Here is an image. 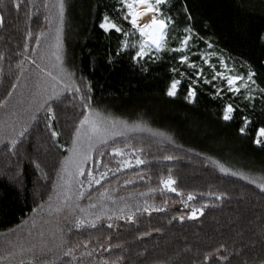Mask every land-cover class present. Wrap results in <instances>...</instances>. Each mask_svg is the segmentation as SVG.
Here are the masks:
<instances>
[{
  "label": "trees",
  "instance_id": "trees-1",
  "mask_svg": "<svg viewBox=\"0 0 264 264\" xmlns=\"http://www.w3.org/2000/svg\"><path fill=\"white\" fill-rule=\"evenodd\" d=\"M19 3L18 10L12 0L0 5L4 17L0 23V101L5 102L13 91L35 37L44 33L42 40L60 28L68 68L82 93L87 91L83 85L90 83L92 107L130 126L128 137L97 146L90 161L93 166L100 157L102 171L109 169L96 186L108 191L118 185V191L127 195L94 227L84 226L77 238L106 248V264H264V189L259 186L264 183V146L252 142L251 131L264 123V99L259 91L253 92L249 102L242 89L233 95L224 83H205L179 61V53L164 51L160 59L145 58L140 64L131 60L132 50L118 54L124 37L99 27L107 12L121 27L131 28L119 19L117 0H64L62 26L58 0ZM169 4L176 21L171 35L182 36V29L197 20V33L204 39L190 43L197 49L211 44L242 76L246 77L251 65L254 79L264 87V0H169ZM185 4L191 21L183 13ZM171 35L169 45L174 47L177 41ZM173 78L182 83L178 95L170 97L166 88ZM189 84L197 90L194 102L184 98ZM214 85L224 89V94L215 97ZM80 94L73 88L48 101L52 112L42 107L15 147L10 141L0 144V232L15 228L48 201L82 118ZM225 103L249 105L245 114L255 124L248 135L238 132L239 113L230 122L221 119ZM122 145L135 161L127 169L114 171L119 154L113 149ZM169 156L173 159H165ZM220 165L230 171H221ZM169 175L176 192L160 182ZM188 193L193 194L192 200ZM92 194L91 189L88 196ZM201 207L203 213L189 216L193 208ZM221 244L224 249H219ZM205 254L212 257L210 262L204 261Z\"/></svg>",
  "mask_w": 264,
  "mask_h": 264
},
{
  "label": "rangeland",
  "instance_id": "rangeland-1",
  "mask_svg": "<svg viewBox=\"0 0 264 264\" xmlns=\"http://www.w3.org/2000/svg\"><path fill=\"white\" fill-rule=\"evenodd\" d=\"M147 19V17L143 18L142 22H146ZM193 26L195 31L198 32L199 25L197 20ZM137 35L139 36V33ZM130 39L135 41V35L130 36ZM56 44L57 33L45 36V38L40 40L39 45L36 43L29 49L16 87L11 92V96L0 107V140L3 142L17 139L22 130L28 129L34 119L33 117H36L42 105H46L48 101L69 91L65 88V85L71 84L68 79V74L71 73V70H69L66 61V40L61 33L59 36V49L56 48ZM208 45L204 49H197L195 44L192 45L190 43V51L187 54L190 61H194L197 64V68H190L189 70L191 72L194 71L196 76V72L203 69L200 77L207 80H212L213 75L217 72H223L225 75L237 74L225 56L213 46L209 47ZM54 51L59 52L62 57V63L51 55ZM204 52L216 53L208 57L210 63L215 65V68L203 62L201 53ZM194 56L198 57L195 58ZM221 59L228 65L227 68L220 64ZM48 71L52 72V75L58 77V79L53 80L47 76L46 72ZM61 80H63V84ZM213 81L217 85L224 83L227 87L226 80L222 77H218ZM240 83L241 81H237L238 85ZM96 110L105 116L115 118L99 109ZM129 131V129H125L122 135L110 136L106 142L114 138L128 137ZM101 144L103 143H96L95 148ZM71 147L72 143L69 149ZM94 149L91 152V156ZM119 149L122 150V154L118 153L119 155L114 158L116 163L114 171L127 169L129 164L135 161L129 156L128 147L122 145L119 146ZM69 155L70 152L68 151L65 157ZM99 158L93 166L90 162L92 159L88 160L84 165L86 169L93 171L96 179H99L101 173H106L105 177L109 174V169H106L105 172L102 171L104 167L100 165ZM123 162H127V166H121ZM62 174L65 179H68L66 173ZM140 179L138 178L137 181ZM58 182L57 176L55 184ZM125 183L129 185V179H125ZM70 188L68 204L71 207L65 205V193L63 190L53 187L50 194L52 196L51 201L48 199L40 210L35 211L15 228L0 232V264H20L21 260L24 261V264H33V261H35V264H106V260L103 257L106 248L101 247L98 243H83L77 238L82 228L86 225H91V223L76 227L75 221L78 217H82L86 221H92L96 216H99L100 219L107 217L112 212L113 204L119 199H123L122 196L127 194L119 192L118 185H113L107 191L106 189L108 188L96 186L93 181L91 187H89L87 172L78 178L73 177ZM91 189L93 194L88 196ZM81 191L84 193L83 196H79ZM58 192L59 196L57 195ZM90 204H94L96 207L90 208ZM58 207L60 211H56ZM80 209L85 211L81 213ZM69 249H72L70 254Z\"/></svg>",
  "mask_w": 264,
  "mask_h": 264
},
{
  "label": "snow or ice",
  "instance_id": "snow-or-ice-1",
  "mask_svg": "<svg viewBox=\"0 0 264 264\" xmlns=\"http://www.w3.org/2000/svg\"><path fill=\"white\" fill-rule=\"evenodd\" d=\"M119 7L116 9L117 13L119 14V19L123 21H127L130 23L131 28L126 30L125 28L121 27L120 24L117 23L113 17L105 12L101 17L99 27L104 30L105 32H110L115 30L116 32L120 33L124 39L120 41L119 47L117 48V53L122 54L129 50H132L131 60L136 63L140 64L141 61H144L145 58L147 59H160V54L164 51H171L173 53H179V61L182 64H188L190 68L196 69L197 64L194 61H190L189 55L187 54L190 51V42L194 39L203 40L204 37L199 36V33L195 31L194 26L191 23H188L182 29V36L171 35L172 32L175 30V17L171 15V5L169 4V0H117ZM4 4V0H0V5ZM12 6L15 9L20 8L19 0H12ZM58 9H59V17L61 26L63 24V14L65 10L64 0H58ZM183 13L187 16L189 21L192 20V14L188 9L187 4L183 6ZM147 17L146 22H142L143 18ZM3 15H0V23L3 22ZM47 19V17H46ZM61 29H57V44L56 48L59 49V36H60ZM139 33V39L133 41L130 39V36ZM31 35V32H29ZM44 33H40L35 37L37 45L40 44V38L43 36ZM171 35L172 40H176L177 44L174 47L169 45V37ZM264 40V37H261ZM212 47L211 44L208 45ZM27 47V45H25ZM216 53H201V57L203 58V62L209 64L210 67L215 68L214 64L210 63L208 57L211 55H215ZM52 56L56 58L58 62L62 63V57L60 56L58 51H54L51 53ZM112 57L109 56V61L111 62ZM35 63V61H33ZM220 64L227 68L228 65L224 63L223 59L220 60ZM147 70L146 68L144 69ZM173 72H176L177 69L173 68ZM203 69L196 72V76H202ZM46 75L51 77L53 80L58 79L52 75V72H46ZM185 73H180L181 77H184ZM256 73L252 70L251 65H249V70L247 72L246 77L240 74L235 75H225L223 72H217L213 75L212 80L217 79L218 77H222L226 80L227 84V92H231L233 95L237 93H241V89L243 88L244 92L242 95L244 99L251 102L254 99L253 92L259 91L261 94V99H264V87L257 84L256 79L254 77ZM68 79L71 81L70 85H65V88L68 90L75 89V92L81 93L79 99L81 101V106L84 111L81 113L82 118L79 120V124L75 129V134L72 139V147L68 149L70 155L64 158L62 162L61 171L58 172V183L54 184V188L62 189L65 193L64 195V202L65 205L71 207L68 204L70 199V192L71 188L70 185L72 183L73 177L83 176L85 172L89 177V187H91L92 182L94 181L96 184H99L101 180L104 179L106 173H101L99 179H96L93 171L91 169H86L84 165L87 163L88 160L92 159L91 152L95 148L96 143H104L110 136L115 135H122L123 130L129 129V125L126 121L117 120L110 116H105L103 113L97 111L95 108L92 107V96L88 93L91 90L90 83H85L83 85L84 89L87 91H81V85L76 84L73 78V74H68ZM83 79V78H82ZM189 79H191L189 77ZM237 81H241L238 85ZM205 83H211V80H207L205 78ZM63 84V80H61ZM182 80L179 78L171 79L170 83L166 88V95L170 97H175L179 93V89L181 86ZM196 83H199L197 80ZM253 86H255L253 88ZM13 88L16 87L15 84L12 85ZM55 87V85H53ZM215 91L213 95L215 97H219L224 94V89L221 87L213 86ZM11 92L8 93L11 96ZM197 96V90L192 84H189L187 87V92L185 95V99L189 102H194ZM0 104H4V101H0ZM42 107H46L48 112H52L50 106L42 105ZM249 107V105H244L243 108L240 105H234L233 103H225L222 107L221 112V119L226 122H230L236 119L237 113H239L240 118V127L238 128V132L241 135H248L250 132V126L255 124V121L252 119L251 116L245 114V110ZM54 115V114H53ZM35 118V117H33ZM50 126V122H49ZM135 127H139L136 125ZM27 129L22 130L19 133L20 137L25 135ZM254 132L252 142L257 146H264V123H260L255 128L251 129ZM53 136H58L59 134L56 132L52 133ZM3 141L0 140V143ZM11 144L13 147L17 144V139H12ZM7 146V145H6ZM63 147V146H61ZM135 150V149H134ZM113 153L122 154V150L119 148H114ZM103 155V153H101ZM165 159H173V157H165ZM35 163V162H34ZM137 163H143V161L137 159ZM121 166H127V162H123ZM36 167L39 168V163H36ZM107 167V165H105ZM119 170V169H117ZM220 170L223 172H228L230 169L225 168L223 165H220ZM62 173H66L68 179H65V176ZM239 173H233V175H238ZM247 178V177H245ZM161 184H163L166 188L170 189L173 192H176L177 189L173 187L175 184V180L169 175L166 179L161 178ZM256 183L255 180L252 181ZM262 189H264V183L259 185ZM210 195H215V193H209ZM59 196V192L57 193ZM84 193L81 191L79 196H83ZM103 195V194H102ZM221 196L226 195V193H221ZM188 200H192L193 194L188 193L187 196ZM49 200H52V196H49ZM90 208H95L96 205L90 204ZM35 211V209H33ZM56 211H60L58 207ZM81 213L85 210L80 209ZM199 213H203L204 208L201 207L199 210L193 208L192 211L189 213L191 218H195ZM185 217L181 216L180 219L183 220ZM100 219L99 216H96L92 221H86L82 217H78L75 221V226L80 227L85 223H91L94 227L96 221ZM111 227V225H109ZM225 245L221 244L219 249H224ZM219 249L215 251L217 254L219 253ZM23 251V250H21ZM69 254L71 253L72 249H69ZM221 260H225L226 257L220 256ZM205 262H210L212 257L208 254H205L203 257ZM20 264H24V261L21 260ZM35 264V261H33Z\"/></svg>",
  "mask_w": 264,
  "mask_h": 264
}]
</instances>
